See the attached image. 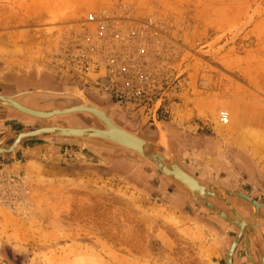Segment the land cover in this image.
I'll use <instances>...</instances> for the list:
<instances>
[{"label":"rangeland","instance_id":"rangeland-1","mask_svg":"<svg viewBox=\"0 0 264 264\" xmlns=\"http://www.w3.org/2000/svg\"><path fill=\"white\" fill-rule=\"evenodd\" d=\"M100 9L126 26L153 24L159 94L146 105L119 104L97 75L67 66L87 13ZM35 86L83 89L112 114L124 110L130 129L165 142L199 180L264 203V0H0V92ZM7 115L4 147L57 119ZM229 198L249 219L252 206ZM237 233L131 150L39 135L0 154V264H227ZM246 240L234 264H251Z\"/></svg>","mask_w":264,"mask_h":264},{"label":"built area","instance_id":"built-area-1","mask_svg":"<svg viewBox=\"0 0 264 264\" xmlns=\"http://www.w3.org/2000/svg\"><path fill=\"white\" fill-rule=\"evenodd\" d=\"M123 21L107 10L89 11L68 52L67 66L85 77L97 75L119 104L146 105L159 94L158 73L149 67L155 57L148 37L153 24L126 26Z\"/></svg>","mask_w":264,"mask_h":264},{"label":"water","instance_id":"water-1","mask_svg":"<svg viewBox=\"0 0 264 264\" xmlns=\"http://www.w3.org/2000/svg\"><path fill=\"white\" fill-rule=\"evenodd\" d=\"M65 92H68V94L74 95L75 97L79 98L82 102H86L87 97H89L83 89L77 87V86H65L64 87ZM74 92V93H73ZM3 97V96H2ZM0 98V103H3L5 105H11L13 107H18L21 110L28 111L29 113H34V115H39L35 114L36 111H30V109L25 108L23 105H20L18 102L13 101V100H7L5 101L3 98ZM90 98V97H89ZM93 100V99H92ZM96 102L98 105H100L99 102L96 100H93ZM1 106V105H0ZM105 110H107L104 107ZM84 113L87 112L90 116L96 118L102 125L103 128L105 127L106 129H100L101 134L100 136H96L89 141H84L87 143H97V144H102V145H107V146H113L117 147L120 149H131L129 148L131 144L129 143H124V145H121V143L117 138L113 136H109V133H106L105 131L111 126L112 120L109 119L107 122L99 115H96L92 112L83 110ZM102 114L106 117V113L103 111ZM113 115V114H112ZM108 118V117H106ZM55 129H61V128H55ZM54 128H49V127H44V128H37V129H31V130H26L18 133L15 136L14 141L12 144L8 147L0 146V154L5 155L8 153H16L17 149L19 148L20 143L27 138L30 137H36L39 135H49L50 137H56V138H74L70 137L68 134H63L59 130H55ZM99 130V131H100ZM77 139V138H74ZM140 141L145 142L146 147L142 144L141 147H134V151L138 153L142 158L145 160L151 162L152 164L155 165V163L159 166L160 170L164 175H166L168 178L176 180L180 182L186 189H188L193 196L194 200L221 217L226 223H228L231 226H234L238 229V233L233 239L230 248L227 249L226 252V261L227 264H234V255L236 252V249L238 245L240 244L243 235L246 236V238L249 240V235L250 231L253 232L252 237L254 240V243L256 247L259 250L260 253V258H261V264H264V252L260 245L257 242V237H256V231H257V225L256 224H251L249 222H245L242 220V224L238 222L236 219L237 216L240 217L236 205L230 201L228 197H236L243 199L246 201L249 205L252 206L253 208V214L254 218L258 222L260 217L264 218V215L260 212V207L264 206V203L260 202L259 200L255 199L254 197L243 193V192H238L235 190H230L226 187H223L218 184H212V183H205L201 180H197L195 177L190 175L188 172L184 171L172 154L170 153L166 143L164 142L163 145L159 144H154L149 140L141 139L139 138ZM146 148L147 151H145L143 148ZM168 160H166V159ZM158 168V169H159ZM176 172H179L182 176H178ZM203 184V186H202ZM196 186V188L194 187ZM210 198H216L225 203L229 208H230V213L226 212L224 209L219 207L218 205L212 203ZM256 264V263H255Z\"/></svg>","mask_w":264,"mask_h":264},{"label":"bare ground","instance_id":"bare-ground-1","mask_svg":"<svg viewBox=\"0 0 264 264\" xmlns=\"http://www.w3.org/2000/svg\"><path fill=\"white\" fill-rule=\"evenodd\" d=\"M62 93H64L65 95H71V94H68V92H65V89H64V92H62ZM16 96L17 95L14 94V93L0 92V98L2 97L5 101H7V100L16 101L20 105H23L25 108L30 109V111H36L35 114H39V115H34V113L32 114V113H29L28 111L21 110L18 107H13L11 105L10 106L9 105H5L3 103H0V105H1L0 108L2 107V109H4V110L6 108H13V109H16V110L22 112V114H26L28 116L36 117V118H39V119H53V118H56V117L75 115V113L84 112L83 110H86V111H89V112H92V113H94L96 115L101 116L106 122L109 119H111L112 120V124H111L109 130L107 129L105 132L109 133V136H113V137L117 138L121 142V143H119L121 145H124V143L131 144L130 147H129L131 149H128V150L136 152V151L132 150V149H134V147H136V145L138 147H141L142 144H143L146 147L145 142L139 140V138L142 139V137H140L136 132L131 131L129 129H126L122 125L118 124L116 122V120H114L112 113H109L107 110L104 109L103 106H101V104L98 105L96 102L92 101V99L89 98V97H87L86 102H83L81 104H76V105H73V106H70V107L53 108V109H36V108H33V107H30L28 105L23 104L22 102H20L17 99ZM71 96H74V95H71ZM103 111L106 113V117H108V118H106L102 114ZM44 127H49V128H52V129L53 128L54 129L55 128H61L60 130L59 129H55V130H59L63 134H68V135H70V137L74 136V138H77L78 140H84V141H89L90 139H92V138H94L96 136H100L99 134L102 133L100 129H102V130L106 129L105 127L104 128H102V127L99 128V127H95V126H78V125H72V126L45 125V126L39 127V128H44ZM145 147L143 149L145 151H147V149ZM166 160H168V159H166ZM155 165H156L157 168H159V166L156 163H155ZM179 166L182 169H184L181 165H179ZM159 170H161V169L159 168ZM184 171L188 172L185 169H184ZM176 173H177L178 176L183 178V176L179 172H176ZM189 174L192 175L191 173H189ZM192 176L195 177L194 175H192ZM196 179L199 180L198 178H196ZM212 184H215V183H212ZM202 186H203V184H202ZM194 187L196 188V186H194ZM228 189H230V188H228ZM230 190H233V189H230ZM235 191H238V190H235ZM238 192H241V191H238ZM239 215H240V217L237 216L236 219L238 220V222L240 224H242V222H241L242 220L247 222L240 213H239Z\"/></svg>","mask_w":264,"mask_h":264},{"label":"flooded vegetation","instance_id":"flooded-vegetation-1","mask_svg":"<svg viewBox=\"0 0 264 264\" xmlns=\"http://www.w3.org/2000/svg\"><path fill=\"white\" fill-rule=\"evenodd\" d=\"M63 91H64V89H58V88L53 87V86H48V87H46V86H40V87L39 86H35V87H30V88H20L18 90L13 91V92L14 93L19 92L20 95L17 96V99L19 101H21L23 104L28 105V106L33 107V108H36V109L64 108V107H70V106H73V105H76V104L83 103L80 99H70V96L71 95L70 96H67L64 93H62ZM8 93H10V92H8ZM6 109L4 110L1 107V109H0V117H8L7 114H9V112L16 113L17 114L16 115L17 118H24L25 116L28 117L27 115L22 114V112H20V111H18L16 109H13V108H6ZM107 111L109 112L108 109H107ZM109 113H111V112H109ZM75 115H76L75 116L76 117L75 118L76 121L75 120L73 121V119L69 120L65 116H62V117H59V118L53 120L51 123L54 124V125H63V126H71V125H79L80 124V125H84V126H95V127H99V128L102 127L103 128V126L100 125L99 123L94 122V124H92V122H88L90 120L83 121L82 118H81V113H76ZM113 115H114L113 116L114 120H116V122L118 124L122 125L123 127L127 128V129H129L131 131H135L139 136L143 137L146 140H150L152 142H156V140L154 141L151 137L147 136L146 134H142V133H140V132H138L136 130L130 129L125 124H123L122 122H124V117H125V111L124 110H115L113 112ZM31 118L36 119L34 117H31ZM172 151L175 154V146H174L173 143H172ZM174 159L177 161L178 164H180L178 162V160L176 159L175 156H174ZM188 172H190V171H188ZM191 174H193V173H191ZM193 175L196 178L199 179V177L197 175H195V174H193ZM206 183H215V182H213V181H206ZM230 189H233V188H230ZM233 190H235V189H233ZM168 194L171 195L170 193H168ZM210 199H211V201L214 204L216 203V199H212V198H210ZM229 199L234 204H235V202L239 203V201H236L235 198H229ZM260 212L261 213L264 212V207H261L260 208ZM240 213L245 218H247L246 215H245V213H243V212H240ZM251 217L253 219H250V220H253L255 222V224H256L257 221L254 218V214Z\"/></svg>","mask_w":264,"mask_h":264},{"label":"crops","instance_id":"crops-1","mask_svg":"<svg viewBox=\"0 0 264 264\" xmlns=\"http://www.w3.org/2000/svg\"><path fill=\"white\" fill-rule=\"evenodd\" d=\"M11 93V92H10ZM78 113H84V112H78ZM86 113V112H85ZM76 114V113H75ZM75 116V115H73ZM36 118V117H34ZM58 118V117H56ZM39 119V118H37ZM43 120V119H41ZM46 120V119H44ZM48 124V123H47ZM48 125H54V124H48ZM80 125V124H79ZM78 125V126H79ZM72 126V125H71ZM82 126V125H80ZM190 173V172H189ZM193 175V174H192ZM217 184V183H216ZM219 185V184H218ZM235 205L239 206L240 204L235 202ZM242 210L243 211H246V213L249 214L248 212V209L247 208H243L242 207ZM238 211V210H237ZM227 212V211H226ZM240 213V212H239ZM264 213V212H263ZM241 214V213H240ZM242 215V214H241ZM249 220L251 219V215H253L252 213L249 214ZM243 216V215H242ZM244 217V216H243ZM244 219L246 220L247 218L244 217ZM248 219L246 220L247 222L249 221ZM251 222V224H255V222L253 220H250L249 223ZM256 225H257V231H256V237L260 243V246L262 247V250L264 252V221H260V222H256ZM252 234L253 232L250 231V237H249V240L247 239L246 242L244 243V248H245V251L246 253H248L247 255L249 256V261L248 263H251V264H261V258H260V253H259V250L258 248L256 247L255 243H254V240H253V237H252ZM253 243L254 245L250 244V243ZM241 250V249H238V251ZM240 261L241 263H243V257L240 256ZM245 264V263H244Z\"/></svg>","mask_w":264,"mask_h":264}]
</instances>
